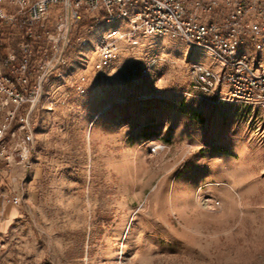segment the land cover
I'll return each mask as SVG.
<instances>
[{"label": "rangeland", "instance_id": "rangeland-1", "mask_svg": "<svg viewBox=\"0 0 264 264\" xmlns=\"http://www.w3.org/2000/svg\"><path fill=\"white\" fill-rule=\"evenodd\" d=\"M115 28L128 29L72 30L27 167L0 165V198L21 197L0 221V264H264V109L196 89L192 68L220 65L180 39L139 35L97 70Z\"/></svg>", "mask_w": 264, "mask_h": 264}, {"label": "built area", "instance_id": "built-area-1", "mask_svg": "<svg viewBox=\"0 0 264 264\" xmlns=\"http://www.w3.org/2000/svg\"><path fill=\"white\" fill-rule=\"evenodd\" d=\"M53 9L59 10L55 30L43 29ZM88 17L95 26L125 21L128 27L98 40L97 70L115 60L121 43L134 45L139 35L180 39L220 65L219 70L195 65L196 89L206 95L226 90L221 100L264 109V0H0L2 169L27 167L44 84L64 64L72 30ZM16 41L17 51L10 47ZM43 43L49 48H40ZM79 43L88 46L86 39ZM44 58L43 66L30 69L32 60ZM20 203L18 194H3L0 221Z\"/></svg>", "mask_w": 264, "mask_h": 264}, {"label": "crops", "instance_id": "crops-1", "mask_svg": "<svg viewBox=\"0 0 264 264\" xmlns=\"http://www.w3.org/2000/svg\"><path fill=\"white\" fill-rule=\"evenodd\" d=\"M2 169V168H1ZM4 225H6L5 223H2L1 226L3 227Z\"/></svg>", "mask_w": 264, "mask_h": 264}]
</instances>
